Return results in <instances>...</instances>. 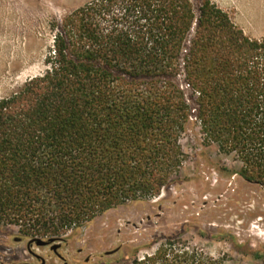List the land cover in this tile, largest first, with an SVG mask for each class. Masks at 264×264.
Here are the masks:
<instances>
[{"label":"trees","instance_id":"1","mask_svg":"<svg viewBox=\"0 0 264 264\" xmlns=\"http://www.w3.org/2000/svg\"><path fill=\"white\" fill-rule=\"evenodd\" d=\"M199 12L190 0H93L63 18L44 73L0 98V227L59 240L158 198L186 159L181 73L203 143L264 188V38L211 0ZM132 264L219 263L169 241Z\"/></svg>","mask_w":264,"mask_h":264},{"label":"rangeland","instance_id":"2","mask_svg":"<svg viewBox=\"0 0 264 264\" xmlns=\"http://www.w3.org/2000/svg\"><path fill=\"white\" fill-rule=\"evenodd\" d=\"M91 1L0 0V98L44 73L56 26ZM190 2L197 18L201 0ZM211 2L246 36L264 38V0ZM176 83L192 118L173 183L158 198L110 210L50 246L28 245L32 239L16 227H0V264H132L169 241L219 264H264V188L243 181L233 157L203 143L194 94L182 73Z\"/></svg>","mask_w":264,"mask_h":264},{"label":"water","instance_id":"3","mask_svg":"<svg viewBox=\"0 0 264 264\" xmlns=\"http://www.w3.org/2000/svg\"><path fill=\"white\" fill-rule=\"evenodd\" d=\"M55 241L54 240H50V241H47V242H44V241H42V240H32V241H30L29 242V244L28 245H30V244H35L36 246H38V247H45V246H50L52 243H54ZM58 247L59 246H52V250L54 251V252H56V250L58 249ZM42 264H44V262H42Z\"/></svg>","mask_w":264,"mask_h":264}]
</instances>
